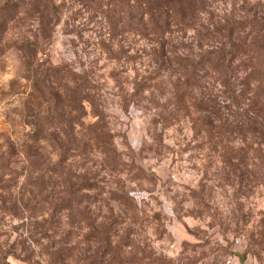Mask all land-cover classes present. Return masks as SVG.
Returning a JSON list of instances; mask_svg holds the SVG:
<instances>
[{"label":"rangeland","instance_id":"obj_1","mask_svg":"<svg viewBox=\"0 0 264 264\" xmlns=\"http://www.w3.org/2000/svg\"><path fill=\"white\" fill-rule=\"evenodd\" d=\"M202 1L181 22L0 0V264H264V170L235 129L264 114V45L234 63L233 95L203 65L230 25L253 41L264 0Z\"/></svg>","mask_w":264,"mask_h":264},{"label":"trees","instance_id":"obj_2","mask_svg":"<svg viewBox=\"0 0 264 264\" xmlns=\"http://www.w3.org/2000/svg\"><path fill=\"white\" fill-rule=\"evenodd\" d=\"M144 10V17L146 20L151 21L154 18V14L157 12H161L163 16H168L175 21H185V17H193L200 13V10L203 9V1L200 0H131ZM256 27V32L253 34V41L250 43L246 39L239 42V37L234 39V27L232 25L226 27L224 31L226 33V39L224 41L217 42L211 46V49L205 51L203 65L207 68V70L211 71L215 75H217L219 80L225 84L228 92L233 95V92L230 91V80L235 77L236 69L233 67L234 63L238 61L245 62L247 60V51L250 46L253 44L256 45H264V29L263 25L257 24L254 25ZM155 33V32H154ZM224 33V32H221ZM219 33V35L221 34ZM244 34V33H242ZM225 34L222 35L224 37ZM261 43V44H259ZM248 44V46H245ZM37 45H27L25 46V50H30L33 53L37 51ZM249 53V52H248ZM246 55V56H245ZM262 55V56H261ZM260 57L262 59L259 60V70L255 73L258 75L259 84H264V52L261 51ZM163 63V62H162ZM176 65L180 72V79L177 80L179 84L181 82H187L189 84L190 72L189 68L195 73L196 65L193 61H180L177 60ZM262 67V68H261ZM246 71H248L246 69ZM254 71H249L245 78H249ZM185 75V76H184ZM185 78V79H184ZM256 83V82H255ZM257 84V85H259ZM190 85V84H189ZM234 97V98H233ZM232 99H236V96H231ZM206 100H210L206 98ZM236 102L237 100H232ZM253 107H257L256 112L253 114L252 118L245 116V112H241L239 123H237L235 129L246 138L247 135H251L253 138V145L255 146L254 154L255 159L259 163V169L264 170V114L263 108H258V104L255 102L252 104ZM207 111V110H206ZM212 112V109L208 110ZM43 139V138H42ZM264 179V174L262 176Z\"/></svg>","mask_w":264,"mask_h":264}]
</instances>
